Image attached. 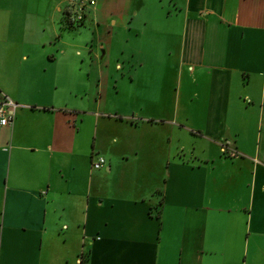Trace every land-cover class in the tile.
Listing matches in <instances>:
<instances>
[{
	"label": "crops",
	"instance_id": "obj_1",
	"mask_svg": "<svg viewBox=\"0 0 264 264\" xmlns=\"http://www.w3.org/2000/svg\"><path fill=\"white\" fill-rule=\"evenodd\" d=\"M66 7L0 0V264H264V0Z\"/></svg>",
	"mask_w": 264,
	"mask_h": 264
},
{
	"label": "built area",
	"instance_id": "obj_2",
	"mask_svg": "<svg viewBox=\"0 0 264 264\" xmlns=\"http://www.w3.org/2000/svg\"><path fill=\"white\" fill-rule=\"evenodd\" d=\"M96 5V0H67L65 17L71 26H81L85 22L90 10ZM18 103L7 95H0V124L6 127L13 123ZM106 161L99 157L93 164V168L101 169Z\"/></svg>",
	"mask_w": 264,
	"mask_h": 264
},
{
	"label": "rangeland",
	"instance_id": "obj_3",
	"mask_svg": "<svg viewBox=\"0 0 264 264\" xmlns=\"http://www.w3.org/2000/svg\"><path fill=\"white\" fill-rule=\"evenodd\" d=\"M192 138V141H190L191 144H203L201 141H198L194 136L191 137Z\"/></svg>",
	"mask_w": 264,
	"mask_h": 264
},
{
	"label": "trees",
	"instance_id": "obj_4",
	"mask_svg": "<svg viewBox=\"0 0 264 264\" xmlns=\"http://www.w3.org/2000/svg\"><path fill=\"white\" fill-rule=\"evenodd\" d=\"M65 22H67V19H66V17H65ZM68 27H70V28H73V26H71V25H70V26H68Z\"/></svg>",
	"mask_w": 264,
	"mask_h": 264
}]
</instances>
